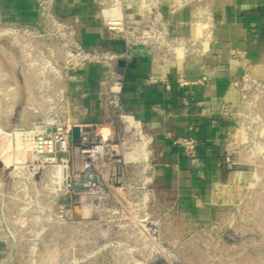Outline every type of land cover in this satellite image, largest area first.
<instances>
[{"label": "rangeland", "instance_id": "rangeland-1", "mask_svg": "<svg viewBox=\"0 0 264 264\" xmlns=\"http://www.w3.org/2000/svg\"><path fill=\"white\" fill-rule=\"evenodd\" d=\"M144 3L119 4L123 30L118 39L124 49L112 50L120 57L117 69L100 65L107 72L101 86L107 93L104 100L113 98L115 76L123 89L139 50L174 61L177 82L188 84L186 64L202 63L213 52L214 19L201 12L198 0L171 2L175 13L197 5L192 37L174 36L173 20L162 11L145 15L140 8ZM37 12L38 24L30 26L5 21L0 9V264H264V58L253 65L233 57L241 68L230 82L236 107L223 109L236 123L224 145L230 177L213 193L211 216L203 219L187 211L172 191L161 187L153 145L147 142L143 152L134 154L147 162V181L136 162L121 185H114L112 175L106 177L105 195H75L67 190L65 175L55 174L44 157L32 162V151L27 156L24 151L36 127L63 116L57 89L70 82L61 77L98 64L75 68L79 61L70 57L78 53L75 24L56 13L55 0H38ZM53 18L71 23L70 28L59 27ZM218 61V66L230 67ZM203 72L202 81L213 70L204 66ZM101 106L102 117L110 115L111 120L112 106ZM121 123V137L129 147L141 143L134 130L127 131ZM109 129L101 133L111 138ZM16 130L22 134L10 136ZM128 152L123 149V155Z\"/></svg>", "mask_w": 264, "mask_h": 264}, {"label": "crops", "instance_id": "crops-1", "mask_svg": "<svg viewBox=\"0 0 264 264\" xmlns=\"http://www.w3.org/2000/svg\"><path fill=\"white\" fill-rule=\"evenodd\" d=\"M37 1L0 0L2 17L5 21L37 26ZM163 1L161 11L173 20L174 36L192 37L195 28L190 23L194 21L197 5L175 13L172 3ZM55 11L72 23L75 18L79 19L75 28L81 46L118 52L124 49L123 41L113 38L105 26L99 0H55ZM211 15L215 32L213 52L202 63L186 64L185 75L190 82L187 86L181 87L177 82L174 61L151 50H139L122 89L124 108L153 138L158 183L172 191L183 208L203 219L213 214L210 205L214 191L230 177L224 163V145L236 123L223 109L228 104L233 109L236 107L230 82L240 75L241 68L233 57L253 65L264 58V0H213ZM175 21L186 24H175ZM220 59L230 67L218 66ZM204 66L213 72L202 81ZM106 73L103 66L87 65L73 75L68 85L73 123L83 127L97 125L100 133L107 128L100 124L102 111L98 97ZM151 75L169 79L170 88L161 82H150ZM183 138L195 141L193 156L175 143Z\"/></svg>", "mask_w": 264, "mask_h": 264}, {"label": "built area", "instance_id": "built-area-1", "mask_svg": "<svg viewBox=\"0 0 264 264\" xmlns=\"http://www.w3.org/2000/svg\"><path fill=\"white\" fill-rule=\"evenodd\" d=\"M107 1H111V5ZM123 0H99V5L101 8V15L104 20V24L107 27L108 31H110L111 36L113 38H118V34L122 32L123 24L120 18H113L112 21H108L104 18L103 14L105 9L110 8L113 4H121ZM132 3L136 0H128ZM143 1V0H142ZM146 3L143 6H140L143 13L145 15L149 14H161V8L159 5L163 0H144ZM175 5V1L182 0H170ZM186 1H196V0H186ZM202 6L201 12L211 15V6L213 0H198ZM109 5V7H105ZM175 8V6H174ZM47 14H50L49 9L47 10ZM53 22L57 23L59 27L62 28H70L67 25H71V23H58L59 20L53 18ZM79 22V19H74L73 24ZM147 29H151L153 26L146 25ZM72 30V29H71ZM72 32V31H71ZM151 36H146L145 38H149ZM148 41V40H147ZM147 41H145L147 43ZM149 42V41H148ZM75 46L78 49V53L76 55H70V57H74V61H79L75 68H83L88 63H96L98 65L115 67L117 69L118 63L120 60L119 55H117L112 50H108L102 47H95L91 51H87L83 49V47L78 43H75ZM111 67V68H112ZM114 72H111V76ZM119 76V75H118ZM118 76L114 77L116 81L115 88L111 91L112 99L108 101L104 100L105 93L103 91V87L99 92V105L112 106L113 118L110 119V115H106L102 117V122L100 124L110 127L112 137L107 138L104 134L100 133L97 129V125H90L89 127H83L80 125H76L73 123L71 119V97L69 95L68 84H63L64 86L58 88L57 90V103L63 109V116H54L50 121L43 123L42 132H36L34 134L33 143L34 150L32 151V162H35L37 158L44 157L46 161L52 165L53 172L55 174L65 175L66 181H69L67 185V190H71V192L75 195H79L77 192L79 191H96L97 194L105 195L108 190V185L106 182V177L112 175L113 180L115 179L114 185H121L124 183L126 176L129 175V166L139 163L141 167L140 173L144 178V181H147L146 178V161L137 159L138 156L135 157L134 154H137L141 151V144L143 143L142 137L145 138L146 142L150 145L152 144L153 138L150 133L145 129L142 130V123L138 121L135 116L126 111L122 103V84L119 82L120 79ZM65 81L71 82L73 76L67 74L65 77ZM107 77H104L106 79ZM103 79V80H104ZM149 81L152 83L161 82L165 84L166 88H170L171 84L169 80L162 76L156 75L149 78ZM180 82V83H179ZM178 83L181 87H185L188 85L187 82H183L180 80ZM104 85V81H102L101 86ZM85 96V95H84ZM103 107V106H101ZM131 117L134 122L139 123L140 132L136 133L134 130V136L139 138L141 143H135L133 146L129 147V141H125L124 138L121 137V131L119 128V123L122 121L125 124L127 131H132L133 129H128V124L126 123V118ZM120 120V122H119ZM74 127L80 128L79 141L74 142L72 131ZM84 128H88V130H83ZM176 144L182 145L185 147L188 155L193 156L196 153V143L192 139L183 138L175 140ZM123 149L130 150L127 154L123 155ZM139 150V151H138ZM137 151V152H136ZM116 154H113V153ZM122 152V153H121ZM143 152V151H141ZM133 157V158H130ZM156 169V165L154 167ZM145 184V183H144Z\"/></svg>", "mask_w": 264, "mask_h": 264}, {"label": "bare ground", "instance_id": "bare-ground-1", "mask_svg": "<svg viewBox=\"0 0 264 264\" xmlns=\"http://www.w3.org/2000/svg\"><path fill=\"white\" fill-rule=\"evenodd\" d=\"M103 16H104V18L106 19V20H110V21H112L113 20V18H119L120 17V7H119V4H113L110 8H107V9H105V11H104V14H103ZM149 38H151L150 40H152L153 38L152 37H149ZM148 42V41H147ZM49 121V120H48ZM47 122V121H46ZM126 123H129L128 124V129L129 128H131V129H133V130H136V133L138 132V134H139V132H140V127L136 124V122H134L133 120H132V118L131 117H127L126 118ZM122 124V123H121ZM38 126V125H37ZM125 126V125H124ZM42 126H39V127H36V131L34 132V134H36V132H42ZM132 130V131H133ZM2 133V131L0 130V134ZM22 133L21 132H19V131H14V133L12 134V135H10V136H13V137H16V138H18L19 137V135H21ZM129 136V135H128ZM128 136H126V137H128ZM124 137V136H123ZM142 139H143V143L141 144V151H144V145L146 144V140H145V138L144 137H142ZM135 140V139H134ZM136 141V140H135ZM135 145V144H134ZM35 148H34V143H33V139H32V142L30 143V145H29V148H27L24 152H25V155L27 156V154H29V152H31V151H33ZM139 154V153H138ZM29 156V155H28ZM130 158H133V157H130ZM27 163V162H26ZM23 164H24V162H23ZM30 166V165H29ZM27 169V168H26Z\"/></svg>", "mask_w": 264, "mask_h": 264}, {"label": "water", "instance_id": "water-1", "mask_svg": "<svg viewBox=\"0 0 264 264\" xmlns=\"http://www.w3.org/2000/svg\"><path fill=\"white\" fill-rule=\"evenodd\" d=\"M83 130H88V128H84ZM79 134H80V128L79 127H74L73 131H72L74 142H78L79 141Z\"/></svg>", "mask_w": 264, "mask_h": 264}]
</instances>
